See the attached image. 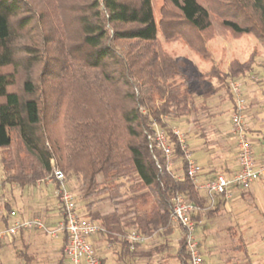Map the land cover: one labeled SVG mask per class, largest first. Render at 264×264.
<instances>
[{"label": "trees", "instance_id": "obj_1", "mask_svg": "<svg viewBox=\"0 0 264 264\" xmlns=\"http://www.w3.org/2000/svg\"><path fill=\"white\" fill-rule=\"evenodd\" d=\"M160 13L157 24L153 0H0V151H11L15 165L1 186L35 187L61 169L78 181L86 218L120 245L118 260L138 254L127 239L130 231L165 240L183 232L172 221L176 194L198 209L192 216L197 224L217 213L189 177L167 120L208 112L219 90L234 100L229 81L254 66L234 60L227 71L217 64L193 71L162 52L160 33L169 42L183 40L203 59H209L207 45L216 36L247 34L264 43V0H165ZM155 123L173 148L179 174L168 169L153 141ZM103 199L114 203L113 213L94 211ZM6 209L4 228L12 212ZM24 232L0 240V249L11 246L22 264H33ZM66 244L64 234L62 254ZM163 248L168 246L155 251ZM234 251L247 257L240 244ZM173 258L189 264L184 236Z\"/></svg>", "mask_w": 264, "mask_h": 264}, {"label": "rangeland", "instance_id": "obj_2", "mask_svg": "<svg viewBox=\"0 0 264 264\" xmlns=\"http://www.w3.org/2000/svg\"><path fill=\"white\" fill-rule=\"evenodd\" d=\"M164 2L165 0H153V11L157 24H159L161 20L160 9ZM159 36L162 52L165 55L174 60L186 61L193 71L195 70L196 72L207 71L211 64H217L226 71L228 65L234 60L240 63L251 61L253 64H256L252 72L256 80L246 82L249 84H247V93L245 91L247 85L245 84L244 86V96L247 102L249 98H252L251 95L254 94L255 90L264 86V43L253 35L246 34L236 39L230 34L216 36L207 45L210 51L209 59H203L201 56L197 55L183 40L169 42L161 33ZM217 87L218 84L213 82L212 88L216 89ZM197 100L201 101L200 96H197ZM233 105L234 103L231 102L230 96L223 90H219L215 93L210 102L212 112L219 122L223 116L231 115ZM253 107L254 104L248 105V113ZM196 119H199L201 122L206 120V129L210 136L208 140H211V144L213 145L211 147L212 150L207 148L206 152H213L215 158L221 159V164L225 162V159L232 158L231 154H234L233 148H223L226 146L224 143L222 144L221 152H217L220 147L217 141L219 138L216 137V134H213V131H210L211 127L209 124L212 118L204 114L197 116ZM167 121L168 125L173 128L175 126L178 128L182 127L181 124L175 125L173 123L174 121H170V119ZM191 142L192 141L188 139L189 150L192 152L193 158L195 159L194 149L197 150L198 146ZM209 156L208 158L206 157V160H209ZM13 159L11 151H0L1 185L5 177V172H13L15 169ZM173 171L177 174L180 173L177 164H174ZM49 176L50 175H47L43 178L42 180L44 181L42 182L47 184L46 180ZM67 179L69 190L75 192L77 196L80 214L87 217L88 211L85 208V204L79 200L78 181L75 179ZM131 184L132 183L127 182L126 190ZM54 193L55 191H49L44 189V187H28L21 189L16 184H7L5 187L1 186L0 222L2 223L1 216L8 213L6 205H9L11 211L16 212L18 218L28 219L41 217L48 226L55 228L62 221V212L59 206V200ZM206 195L208 198V205L214 209L217 205V199L215 200L216 196L210 197L208 194ZM127 196L128 194L126 197ZM233 197L234 195L230 200H225L227 209L222 216L212 219L205 218L197 227L196 237L199 242L203 264H245L247 261H250L251 264H264V194L255 198V200L248 199L246 201L239 198L235 201ZM129 204L130 203H126L125 205L128 206ZM115 209L116 206L113 202L109 199H103L96 203L94 211L102 215H108L113 213ZM120 211L123 212L124 210L121 208ZM231 228L232 231H229ZM25 232L27 240L31 244L30 252L35 257L33 264H60V260L62 259L61 248L63 245L60 236L51 237L37 231ZM233 232L235 234H232ZM182 236L183 232L177 230L174 236L168 240L158 236L145 238L139 247L142 245V248L146 249V252L152 253V255L149 257H136L132 259L126 258L124 260H118L121 249L120 245L108 241L105 234H100L95 237L97 240L94 244L90 242V239L89 242L95 247L96 252L100 256L105 257L107 261L106 264H179L178 260L173 258V256L176 254L178 241ZM11 240L12 237H6L4 241L9 242ZM239 244L247 249V257L243 252L234 251ZM16 246L20 249L19 241L16 242ZM164 246H168V248H163L164 250L161 252L155 251L156 248ZM15 254L16 251L11 246L3 248L1 251L0 264H22V262L16 258Z\"/></svg>", "mask_w": 264, "mask_h": 264}, {"label": "built area", "instance_id": "obj_3", "mask_svg": "<svg viewBox=\"0 0 264 264\" xmlns=\"http://www.w3.org/2000/svg\"><path fill=\"white\" fill-rule=\"evenodd\" d=\"M231 93L234 96L235 106L231 116L232 130L237 136V166L238 169L230 175H219L215 180L205 184L201 183L203 175L202 167L193 158L189 150L188 137L180 129H173L181 145L188 164V175L198 189H203L210 197L221 196L230 200L235 190L249 191L253 184L264 179V160L258 161L255 157L253 143L249 136V125L246 123L248 114V102L244 96V80L235 78L229 82ZM153 141L168 160V169H173V148L167 136L155 123ZM44 181V180H42ZM49 184H55V196L59 200L62 212V221L55 228H51L40 217L21 219L16 212L10 214V224L7 228L0 229V240L6 237H15L21 231H37L51 237L66 234L67 244L64 250V258L67 264H103L95 248L89 239L100 234H106L105 229L98 223L87 219L79 212L77 196L69 190L68 179L64 172L54 168L46 180ZM1 188V184H0ZM172 221L181 226L183 236L186 239V248L190 256L189 264H203L196 230L199 224L192 220V216L198 209L183 194H176L172 199ZM127 239L131 243V249L145 240V237L136 231H130Z\"/></svg>", "mask_w": 264, "mask_h": 264}, {"label": "crops", "instance_id": "obj_4", "mask_svg": "<svg viewBox=\"0 0 264 264\" xmlns=\"http://www.w3.org/2000/svg\"><path fill=\"white\" fill-rule=\"evenodd\" d=\"M229 65H228V67H229ZM255 65L256 64H254V66H253V71L255 69ZM227 70H228V68L226 69V71ZM253 71L249 72L248 74H246L244 76H240L238 78L243 79L244 84L247 85L248 83H246V82L256 80V77L252 74ZM248 85H247L246 90H245L246 93L248 92ZM244 89H245V87H244ZM248 97H250V96H248ZM251 97L252 98H249L248 105L254 104V107L252 109H250V112L248 113L247 118H246V123L249 125V128L251 127L249 129V136H250V139L253 143L255 157L258 161H263L264 160V86L261 87L260 89L255 90L254 94H252ZM210 102H211V100L208 102L210 110L208 112H201L197 116L205 114L209 118H212V119H210L211 123L209 124L211 127L210 131H213V134H216L217 135L216 137L219 138V140H217V141H218V146H220V147L217 150V152L218 151L221 152V147H222L223 143L226 145L223 148H227V147L231 148V149L233 148L232 150H233L234 154H231L232 158H229V159L223 158V159H225L224 163L221 164V162H220L221 159L215 158V156L213 155V152H211V151L206 152L207 148L212 150L211 147L213 146L211 144V140H208L210 136L207 133V129H206L207 125L205 122L206 120L204 122H201L199 119H196L197 116H195V118H193L191 120H177V121L173 122L175 125L181 124V126H182L181 128H178L175 126L173 129H180L181 131H183L187 135L189 141H192L191 143H195L198 146L197 150H195L194 148L193 149L195 152L194 155L196 156V158H195L196 162L202 167V170L204 172L203 176L200 179L201 183L203 182L202 184H205L209 181L215 180L217 178V176H219V175H230L238 169V166H237V136L233 133L232 123H231V116H232V113L234 111L235 102H234V100L231 99V102L234 103L231 115L230 116H223V118L220 119V122L217 121V119L215 118L216 116L212 112ZM194 120H196V122ZM207 146H210V147H207ZM208 156H209V160H206V157L208 158ZM35 187L36 188H43L44 187V189H47L49 191H51V190L55 191L56 185L55 184H49V183L45 184L42 182V180H39ZM198 191L202 197H205L207 199V202H208V198L206 195L207 193L205 192V190L198 189ZM263 194H264V179L254 183L252 188L250 189V191L246 192V194H243V191H241L239 189L235 190L234 194H233L234 195L233 198L235 199V201L238 200L237 198L243 199L245 201L248 199L255 200V198H258V197L262 196ZM216 199H217V202H216L217 205L215 206L214 209L217 210V213L211 218L204 217L203 220L205 218H208V219L218 218L225 213V211L227 209V206L225 204V199H223V197H221V196H216L215 200ZM203 220H202V222H203ZM4 227H5V225L2 222L1 223V229ZM25 233L26 232H24L23 239L27 243H29ZM28 235H30V234H28ZM60 237H61L63 244H64V235H61ZM96 240H97V238H91L90 242L92 244H94ZM18 241L20 242V240H18ZM30 246H31V244H30ZM5 247H7V246H5ZM5 247H3V248H5ZM8 247H10V246H8ZM2 249H0V258H1ZM145 250L146 249L142 248V245L139 248H137L138 254L136 255V257H146V256L149 257L150 252H146ZM61 255H62V259H63V264H67V261L64 258V254L61 253ZM136 257H134V258H136ZM100 258H101L103 264L107 263V261L105 260V257L100 256Z\"/></svg>", "mask_w": 264, "mask_h": 264}]
</instances>
